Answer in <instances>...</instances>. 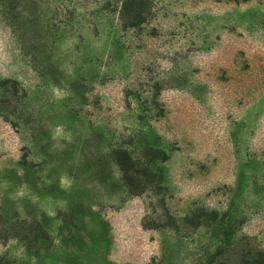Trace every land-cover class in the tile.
Masks as SVG:
<instances>
[{"label": "rangeland", "instance_id": "obj_1", "mask_svg": "<svg viewBox=\"0 0 264 264\" xmlns=\"http://www.w3.org/2000/svg\"><path fill=\"white\" fill-rule=\"evenodd\" d=\"M140 1L0 0V264L264 249V0Z\"/></svg>", "mask_w": 264, "mask_h": 264}, {"label": "trees", "instance_id": "obj_2", "mask_svg": "<svg viewBox=\"0 0 264 264\" xmlns=\"http://www.w3.org/2000/svg\"><path fill=\"white\" fill-rule=\"evenodd\" d=\"M141 1L140 0H124L123 4V15L124 12L128 14V20H130L129 25L136 26L139 23H142L144 20V16L141 10ZM129 7V9H128ZM125 10V11H124ZM121 163L122 170L125 173L126 179H130L132 176L130 164H126L122 162V159L119 160ZM126 164V165H125ZM236 254L237 258L235 261L230 257H223L215 254L214 262L215 264H264V249L260 247H254L253 249H246L243 246L238 248V251H233Z\"/></svg>", "mask_w": 264, "mask_h": 264}]
</instances>
